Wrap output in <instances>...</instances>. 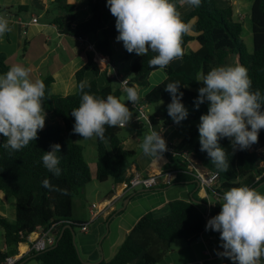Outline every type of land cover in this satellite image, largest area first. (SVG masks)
I'll use <instances>...</instances> for the list:
<instances>
[{
  "label": "trees",
  "instance_id": "obj_1",
  "mask_svg": "<svg viewBox=\"0 0 264 264\" xmlns=\"http://www.w3.org/2000/svg\"><path fill=\"white\" fill-rule=\"evenodd\" d=\"M91 16L85 20H78L74 12L76 5L68 0H53V5L59 10L54 16V22L60 31L67 35L84 38L94 35L96 51L114 57L113 42L118 36L116 18L107 6V0H87ZM251 19L253 22L254 49L250 52L241 38L243 23L234 19V11L223 7L218 0H202L199 7H191L182 15L190 22L191 31L182 38L184 55L181 63L176 66L173 60L165 69L167 77L154 86L141 101L145 104L162 102V105L150 114L152 124H163L164 127L177 124L168 115L167 105L171 101V94L165 90L168 82H181L180 91L185 106L191 107L188 118L198 119L208 111V102L196 107L195 101L198 90L203 84L198 81L201 73H207L212 68L221 65H243L248 69L252 80V90L259 89L264 93V0H252ZM28 5H19L17 10L24 11ZM178 11L183 7L177 4ZM192 41L198 43L196 50L186 51ZM130 53L120 55L127 59ZM155 53L149 51L145 56H136L131 63L128 85L139 86L149 84L152 71L161 69L149 67L148 61ZM85 64L76 71L78 84L77 92L67 95L54 93L55 79L47 75L44 79L46 97L44 107L46 113L62 121L61 124L49 125L39 131L36 141L19 151H10L0 147V193L6 198H14L16 204V218L10 221L0 213V226L4 229L6 249L0 248V264L6 257L18 253L20 242H26L27 236L43 227H53L59 240L58 243L42 252H30V257L37 259L40 264H156L163 261L173 249V244L179 240L187 242L196 239L206 229V216L194 201L185 199L172 200L169 203V213L159 216L153 212L145 214L130 231L115 256L110 260L88 263L79 253L75 233L84 222L73 219L74 199L84 187L93 179L92 169L84 156V147L76 141L78 134L72 131L74 117L73 108L80 103V84L84 82L90 87L89 91L98 97L106 98L111 94L123 95L117 80L112 84L100 87L97 76L100 68L93 53L84 55ZM7 55L0 52V72H6L10 65ZM92 77L88 79L87 75ZM121 127H107L103 140L97 138V168L96 178L101 183L113 179L115 184L128 179L127 168L131 158L136 154L134 150L124 147L120 137ZM199 134L198 128L190 127L181 146L189 144L193 157L209 170L219 173L221 186L219 191L224 193L234 186L247 185L254 187L264 181V129H261L259 140L244 150H233L228 138L221 139V145L226 149L229 168L218 171L211 163L206 152L200 149V140L194 145V138ZM6 140L0 134V144ZM54 143L61 144L60 167L62 174L57 177L43 165L44 151L51 149ZM171 158V166H180L178 159ZM128 160V161H127ZM128 162V163H127ZM191 178L187 174H180L179 180ZM60 189H67L68 194L45 188L44 179ZM220 201H215L211 210L216 215L221 210ZM67 223L72 229L66 227Z\"/></svg>",
  "mask_w": 264,
  "mask_h": 264
},
{
  "label": "clouds",
  "instance_id": "obj_2",
  "mask_svg": "<svg viewBox=\"0 0 264 264\" xmlns=\"http://www.w3.org/2000/svg\"><path fill=\"white\" fill-rule=\"evenodd\" d=\"M201 3L202 0H107L116 18V40L122 41L129 53H155L148 61L151 68H165L183 57L182 38L192 25L182 18L177 4L191 8ZM11 31L8 17L0 15V39ZM31 72L30 67L19 63L0 72V134L6 137L0 147L10 151L22 150L36 141L45 127L46 85L42 79H33ZM197 80L203 86L198 90L196 107L208 102V111L201 115L198 125L200 149L218 171H227V152L220 141L228 138L233 150H244L258 142L264 129V93L252 90V80L243 65L217 66L201 73ZM180 85L179 81L165 85L171 94L168 115L177 124L189 115ZM86 87L90 86L80 84V103L71 111L74 133L83 139L103 140L106 126L124 127L132 119L128 104L136 106L139 101L134 86L123 89L121 96L109 94L106 98L85 91ZM61 147L60 143L52 144L41 158L44 167L57 177L62 174L58 156ZM140 149L144 157L161 159L168 151V143L161 132L152 128L144 134ZM42 184L68 194L67 189L52 185L47 178ZM218 204L220 212L206 224V230L220 234L223 250H218V255L230 258L233 264H264V191L234 186L223 193Z\"/></svg>",
  "mask_w": 264,
  "mask_h": 264
},
{
  "label": "crops",
  "instance_id": "obj_3",
  "mask_svg": "<svg viewBox=\"0 0 264 264\" xmlns=\"http://www.w3.org/2000/svg\"><path fill=\"white\" fill-rule=\"evenodd\" d=\"M52 1L38 0L37 4L43 6L41 11L33 8L32 11L30 8L18 11L19 5H28L30 0H0V15H3V12L9 13L6 16L12 27V31L0 39V52L6 53L8 64L11 66L19 63L30 67L33 79H44L47 75H52L55 79L52 91L57 94L67 95L73 92L77 85L75 74L85 64L83 54L87 55L90 52L93 53L94 59L100 68V73L97 76L99 86L104 87L112 84L114 71L118 72L116 61L113 57L96 51L94 35L80 38L62 33L53 19L59 13V10L56 9L58 11L56 15H54L55 13H48L51 10L49 2L52 3ZM68 1L76 5V9H78L77 19L79 21L88 19L91 16V10L86 1L81 2L83 8H78L76 4L77 0ZM218 1L223 7L230 6L234 11V19L240 21V18L243 17L241 15V9L244 6L243 0ZM32 2V6L36 8L34 3L36 0ZM44 7H46V10H44ZM189 8L185 5L180 11L181 15L188 12ZM235 12L237 16H235ZM35 15L39 18L37 22H33ZM197 48L198 43L192 41L188 44L186 51L191 49L196 50ZM113 50L114 56L121 61L120 55L126 52L123 42L115 40L113 42ZM132 56L138 55L133 52L126 59V62L129 63V68L132 63ZM177 60L174 63L178 66L181 61L178 63ZM121 67L122 65H120ZM120 75L128 79L130 78V76ZM166 77L167 73L163 68L152 71L149 75L152 87L146 89L145 92L143 90L144 94L140 92V97H144L154 86L164 81ZM117 83L123 91L125 87L119 81ZM202 86L203 84L200 87ZM46 117H50L49 119L52 124L62 123L60 119L55 118L49 113H47ZM134 125H131L132 128L128 132L124 129L128 124L120 128V137L124 147L134 150L136 153L130 160L127 173L129 174L132 169L137 168L144 174H153L168 168L171 158L168 161L167 154L164 153L161 159L147 158L142 155L140 144L144 134L151 131V127L143 124ZM171 128H175L176 130V127L170 125L165 127L164 133L166 134V130ZM168 138L171 139V137ZM183 139L184 137L182 136L176 141L178 144H182ZM92 177L93 179H97L96 172L92 174ZM97 183L94 197L97 198L98 205L102 206L106 200L109 202L114 200L112 207L105 211H98L100 215L97 218H93L91 212V206L96 202H93L89 206L86 215L78 210L75 213L73 211V219L90 223L88 231L78 228L75 233L79 253L86 262H99L101 260L112 259L130 231L145 214L153 212L162 216L169 213V203L172 200L185 199L194 201L193 198H195L197 201H194V203L203 211H207L209 208L212 210L215 203V200L209 199L206 191L199 187V184L193 178L189 177L158 189H131L118 196V198L114 194L116 190L119 191L121 188L116 187L117 184L113 182V179H109L104 184H101L99 181ZM252 188L264 191V181ZM87 193L88 185L84 187V191L79 195H86ZM5 197V194L1 192V201L4 199L3 203H10ZM76 197L74 199V207L78 200ZM0 213L7 217L6 213L2 211ZM15 218L16 216L14 220ZM29 245V242H21L18 245V253L23 255L21 264H32L34 261H37L35 262L36 264H40L37 259L30 257ZM5 247L4 238V244L0 248L3 249ZM218 250H223L220 245V234L205 229L200 238L197 237L189 242L186 240L176 241L173 244V249L162 262L164 264H233L230 258L219 256Z\"/></svg>",
  "mask_w": 264,
  "mask_h": 264
},
{
  "label": "built area",
  "instance_id": "obj_4",
  "mask_svg": "<svg viewBox=\"0 0 264 264\" xmlns=\"http://www.w3.org/2000/svg\"><path fill=\"white\" fill-rule=\"evenodd\" d=\"M39 20L38 16L33 17V22H37ZM114 80L119 81L123 87H128L129 79L121 76L116 70L113 74ZM139 93V92H138ZM139 95V101L136 106L129 103L130 107H134L140 111V115H135L129 122L133 124H143L142 119H145L147 124L151 127L152 123L150 121V114L148 112V108L144 102L141 101ZM147 109V110H146ZM164 125L160 124L159 132L166 138L168 143V151L165 152L170 157H174L178 159V164L180 166H171L169 168L163 169L157 173L153 174H144L137 168L131 170L128 174V179L118 183L116 185L117 188H121L119 191L116 190L114 196L118 198L126 191L131 189L137 188H145V189H158L164 187L168 184H172L176 181H179L180 174H187L191 178H193L198 184L199 187L203 188L209 199H214L215 201H220L223 195L222 192L219 191V187L221 186V181L219 177V173L204 168L199 161H197L193 155L191 150L186 146H181L178 144L177 141H173L172 139L168 138L164 133ZM118 193V194H117ZM115 198V199H116ZM114 200L109 202L106 200L104 204L101 206L98 203H93L91 206V212L93 218H97L100 213V210H108L112 207ZM206 216V224L207 221L213 216L211 209H207V211H203ZM94 220V219H93ZM70 224V223H67ZM90 223H84L81 226L83 231L89 230ZM206 228V227H205ZM35 235V236H34ZM59 237L54 230L53 227L46 228H39L38 230L32 232L30 235L27 236V241L29 242V252H42L46 251L52 247H54L58 243ZM3 249H6L3 248ZM23 259V255L21 253L9 255L6 257L3 264H21V260ZM156 264H164L162 261Z\"/></svg>",
  "mask_w": 264,
  "mask_h": 264
},
{
  "label": "rangeland",
  "instance_id": "obj_5",
  "mask_svg": "<svg viewBox=\"0 0 264 264\" xmlns=\"http://www.w3.org/2000/svg\"><path fill=\"white\" fill-rule=\"evenodd\" d=\"M32 1L33 0H30V3L28 4L31 11H32V8L40 10V11H41V9H43L42 8L43 6L41 4H39V5L37 4L38 0H36V2H34L35 5H36V8L32 6L33 5ZM83 1L84 2L86 1L88 3L87 0H77L76 4H77L78 8H80V7L83 8L81 6V2H83ZM243 1H244V6L241 9V15H243V17L240 18V21L243 23V32H242L241 38L245 42L248 50L250 52H252L253 49H254L253 22H252V19H251V8H252V3L253 2H252V0H243ZM23 5H26V4H23ZM88 6H89V3H88ZM49 7H51L50 8L51 10L48 13H50V14L55 13L54 15H56L57 12H58L56 10L57 8L50 2H49ZM44 10H46V7H44ZM74 12L77 15L78 9H75ZM44 15H45V13H44ZM235 16H237L236 12H235ZM93 38H94V36H93ZM131 54L132 53H130V55ZM135 57L132 56L131 61ZM113 59L116 61V64L118 66V73L123 74L124 76H131L129 63L126 62V59H122L121 61H119V59L116 56H114ZM177 61L179 63L181 61V59H178ZM233 62H234V59H233V57H231L230 58V63H231L230 65H233ZM120 65H122L121 68H120ZM87 77L89 79V78L92 77V75L89 73L87 75ZM152 82H153V80H152ZM76 84H77V82H76ZM154 85H156V84H154ZM151 87L152 86H151V84L149 82V84L146 85V86L137 87V90H138L139 94H140V92H142V94H144L145 90L149 89ZM77 89H78V84L76 85L74 91L71 92V93L77 92ZM143 90H144V92H143ZM161 105H162V102L150 103V104L146 105V108L149 109L148 110L149 113H153V112H155L157 110V107L159 108ZM129 108L132 110L133 116H135L136 114L140 115V111L137 110L136 108H134V107H129ZM188 109L191 110V107H188ZM49 118L50 117H46V122L45 123H47L49 125H55V124H52L50 122ZM142 122H143V125L148 126V124H147L145 119H142ZM54 123H56V122H54ZM199 123H200V118H198V119H192V118L185 119L179 124L172 125V126L176 127V130H175V128L167 129L165 135H167L168 137H171V139L173 141L174 140L176 141L180 137H182V136L184 137L186 131L190 127L195 126L196 128H198ZM58 124L62 125V123H58ZM131 125L135 126L132 122H128V126L124 128L126 132H128L132 128ZM198 140H200L199 139V134L194 138V140H193V142L191 144L194 145ZM76 141L84 147V156H85L86 160L88 161V163L91 166L92 174H94L96 172V168H97V139H83L82 137L77 136L76 137ZM189 144H186L185 146L189 147ZM259 152H264V147L260 148ZM167 159H168V161H170V157L169 156H167ZM263 166H264V163H263ZM95 180H97V179H92L87 184L88 185V193L86 195H79L78 197H76L78 200H77L76 206L73 209L74 213L76 212V210H78V211H81L83 214L85 213L84 215H86L88 213L89 206L93 202H96V203L98 202L97 198L94 197L95 188H96V186L98 184L97 183L98 181H95ZM82 191H84V189ZM6 200H9L10 203H3V201H5V200L3 199L1 201V198H0V211H2L3 213H6L7 218L10 221H14V217L16 216L15 215L16 214V204H14L15 199L14 198H9V199L6 198ZM3 244H4V229L0 226V247ZM35 262H37V261H34V263H32V264H36Z\"/></svg>",
  "mask_w": 264,
  "mask_h": 264
},
{
  "label": "water",
  "instance_id": "obj_6",
  "mask_svg": "<svg viewBox=\"0 0 264 264\" xmlns=\"http://www.w3.org/2000/svg\"><path fill=\"white\" fill-rule=\"evenodd\" d=\"M2 14H3V15H6V14H9V13H5V12H3ZM152 128H153L154 130L159 131V129H160V124H152V125H151V129H152ZM193 200H194V201H197V200H195V198H193ZM66 227L72 229V227H71L69 224H67V225L65 226V228H66ZM74 233H76V232H74ZM198 238H200V236H198ZM88 263H91V262H88Z\"/></svg>",
  "mask_w": 264,
  "mask_h": 264
},
{
  "label": "bare ground",
  "instance_id": "obj_7",
  "mask_svg": "<svg viewBox=\"0 0 264 264\" xmlns=\"http://www.w3.org/2000/svg\"><path fill=\"white\" fill-rule=\"evenodd\" d=\"M24 248V247H23Z\"/></svg>",
  "mask_w": 264,
  "mask_h": 264
}]
</instances>
